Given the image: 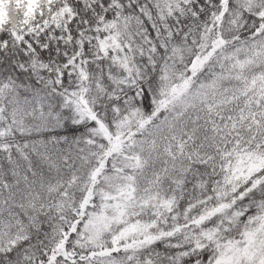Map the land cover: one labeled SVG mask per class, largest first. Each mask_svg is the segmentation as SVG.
Masks as SVG:
<instances>
[{
    "label": "snow or ice",
    "instance_id": "6c2138e0",
    "mask_svg": "<svg viewBox=\"0 0 264 264\" xmlns=\"http://www.w3.org/2000/svg\"><path fill=\"white\" fill-rule=\"evenodd\" d=\"M0 264H264V0H0Z\"/></svg>",
    "mask_w": 264,
    "mask_h": 264
}]
</instances>
